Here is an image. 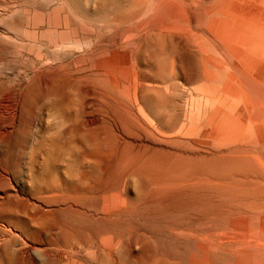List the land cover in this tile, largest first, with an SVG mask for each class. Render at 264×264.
<instances>
[{"label":"rangeland","instance_id":"1","mask_svg":"<svg viewBox=\"0 0 264 264\" xmlns=\"http://www.w3.org/2000/svg\"><path fill=\"white\" fill-rule=\"evenodd\" d=\"M262 121L264 0H0V264H264Z\"/></svg>","mask_w":264,"mask_h":264},{"label":"bare ground","instance_id":"2","mask_svg":"<svg viewBox=\"0 0 264 264\" xmlns=\"http://www.w3.org/2000/svg\"><path fill=\"white\" fill-rule=\"evenodd\" d=\"M238 1H239V0H238ZM218 14H219V13H218ZM219 16H220V14H219ZM224 16H225V15H224ZM232 16H233V15H232ZM234 17H235V16H234ZM197 25H199V24H197ZM172 32H173V31H172ZM181 35H182V34H181ZM200 35H201V34H200ZM192 37H193V35H192ZM197 37H199V35H198ZM194 38H195V36H194ZM199 38H200V37H199ZM72 39H73V38H72ZM129 39H130V38H129ZM188 39H189V38H188ZM203 39H204V38H203ZM205 39H206V38H205ZM208 40H209V39H208ZM59 41H60V40H59ZM65 41H66V40H65ZM81 41H82V40H81ZM188 41H190V40H188ZM193 41H194V39H193ZM193 41H192V42H193ZM205 41H206V40H205ZM180 42H181V41H180ZM192 42H191V43H192ZM65 43H66V42H64V44H65ZM68 43H69V42H68ZM82 43H83V42H82ZM84 43H85V42H84ZM183 43H184V42H183ZM186 43H189V42H186ZM186 43H185V44H186ZM196 43H197V42H196ZM206 43H207V41H206ZM72 44H73V42H72ZM194 44H195V43H194ZM74 45H75V43H74ZM76 45L78 46L79 43L77 42ZM80 45H81V42H80ZM80 45H79V46H80ZM186 45H187V44H186ZM191 45H192V44H191ZM209 45H210V44H209ZM71 46H72V45H71ZM79 46H78V47H79ZM83 46H84V45H83ZM86 46H87V45H86ZM210 46H211V45H210ZM187 47H189V46H187ZM196 47H197V44H196ZM207 47H209V46L207 45ZM211 47H212V46H211ZM81 48H82V47H81ZM194 48H195V47H194ZM197 49H198V48H197ZM215 50H216V49H215ZM198 51H199V49H198ZM210 52H211V51H209V53H210ZM215 52H216V51H215ZM217 53H218V52H217ZM200 54H201V52H200ZM200 58H201V57H200ZM199 60H200V59H199ZM205 62H206V61H205ZM199 63H200V61H199ZM206 63H207V62H206ZM201 66H202V65H201ZM211 67H212V66H211ZM199 68H200V67H199ZM199 68H198V69H199ZM201 68H202V67H201ZM213 68H214V67H213ZM202 69H203V68H202ZM199 70H200V69H199ZM197 71H198V70H197ZM197 71H196V72H197ZM202 71H203V70H202ZM214 71H216V69H215ZM194 74H195V72H194ZM197 74H198V72H197ZM201 74H202V73H201ZM203 75H204V74H203ZM203 75H202V76H203ZM218 75H219V74H218ZM192 76H193V75H192ZM200 76H201V75H200ZM202 76H201V77H202ZM194 77H195V76H194ZM198 78H199V77H198ZM204 79H206V78H204ZM199 80H200V79H199ZM202 80H203V79H202ZM194 81H195V80H194ZM197 81H198V80H197ZM210 81H211V80H210ZM210 81H209V82H210ZM203 82H204V81H203ZM203 82H202V83H203ZM221 82H222V81H221ZM199 84H200V83H199ZM219 84H220V83H219ZM204 89H206V87H205ZM206 90H207V89H206ZM198 93H199V92H198ZM201 93H202V92H201ZM197 96H200V95H197ZM206 96H207V95H206ZM238 96H239V98L241 97L240 94H239ZM199 98H200V97H198V99H199ZM252 98H253V97H252ZM194 99H196V97H195ZM208 101H210V100H208ZM253 101H254V99H253ZM201 102H202V101H201ZM193 103H194V102H193ZM202 103H203V102H202ZM208 103H209V102H208ZM189 104H190V103H189ZM200 104H201V103H200ZM206 104H207V103H206ZM193 105H194V104H193ZM196 105H197V104H196ZM194 106H195V105H194ZM196 107H199V106H196ZM202 107H203V106H202ZM209 107H210V106H209ZM193 108H195V107H193ZM196 109H197V108H196ZM201 109H202V108H201ZM211 112H212V110H211ZM201 113H202V111H201ZM201 113H200V114H201ZM193 114H194V113H193ZM207 117H208V116H207ZM216 117H217V116H216ZM216 117H215V118H216ZM200 118H201V117H200ZM215 118H214V119H215ZM201 119H202V118H201ZM206 119H207V118H206ZM217 119H218V117H217ZM253 119H254V118H253ZM254 120H255V119H254ZM203 121H204V120H203ZM214 121H216V119H215ZM214 121H212V122H214ZM254 122H256V120H255ZM257 122H258V121H257ZM257 122H256V123H257ZM262 122L264 123V121H262ZM258 123H259V122H258ZM250 124H251V123H250ZM251 125H252V124H251ZM251 125H250V126H251ZM204 126H205V125H204ZM250 126H249V127H250ZM202 128H203V126H202ZM251 128H252V127H251ZM200 129H201V126H200ZM199 131H201V130L198 129V132H199ZM194 135H196V134H194ZM197 135H198V133H197ZM197 135H196V136H197ZM196 136H193V137H196ZM198 136H199V135H198ZM260 139H261V138H260ZM203 140H205V139H203ZM255 142H256V141H255ZM255 142H254V143H255ZM192 143H193V142H192ZM215 143H216V142H215ZM254 143L252 142V144H254ZM217 144H218V143H217ZM250 144H251V143H250ZM196 145H197V144H196ZM228 145H230V143H229ZM247 145H248V143H247ZM205 147H206V146H205ZM210 147H211V146H209V148H210ZM213 147H214V146H213ZM242 147H243V146H242ZM242 147H241V148H242ZM202 148H203V147H202ZM214 148H215V147H214ZM255 148H257V146H256ZM230 149H231V148H230ZM259 149H260V148H259ZM199 150H200V149H199ZM255 150H256V149H255ZM194 151H195V150H194ZM205 151H206V150H205ZM258 152H259V151H258ZM246 153H247V152H246ZM202 155H203V154H202ZM221 155H222V154H221ZM255 155H256V154H255ZM255 155H254V156H255ZM206 156H207V155H206ZM224 156H226V155H224ZM254 156H253V157H254ZM196 157H198V155L195 156V157H192V159L197 160ZM258 157H259V156H258ZM200 158H202V156H201ZM200 158H199V160H200ZM220 158H221V157H220ZM254 158H255V157H254ZM203 159H204V158H203ZM223 159H224V158H223ZM255 159H256V158H255ZM257 159H258V158H257ZM257 159H256V160H257ZM261 159H262V157H261ZM213 160H214V159H213ZM215 160H216V159H215ZM258 160H259V159H258ZM207 161H208V160H206L205 162H207ZM210 161H211V160H210ZM192 162H193V165L196 163V162L194 163L193 160H192ZM208 162H209V161H208ZM208 162L206 163V166H207V164H208V167H209L210 164H213V162H212V163H211V162L208 163ZM232 162H233V161H232ZM262 162H263V161H262ZM262 162H261V164H263ZM202 163H203V162H202ZM204 164H205V163H203V165H204ZM213 165H214V164H213ZM191 166H192V165H191ZM196 168H197V167H196ZM196 168H195V169H196ZM202 168H203V167H202ZM209 168H210V167H209ZM218 169H220V167H218ZM218 169H217V170H218ZM192 170H193V169H192ZM196 170H197V169H196ZM213 170H214V168H213ZM217 170H216V171H217ZM190 171H191V170H190ZM202 171H203V170H202ZM205 171H206V170H205ZM195 172H198V170L195 171ZM195 172H194V173H195ZM203 172H204V171H203ZM214 173H216V172H214ZM191 174H192V173H191ZM200 174H201V173H200ZM204 175H205V174H204ZM217 175H218V174H217ZM194 176H195V175H194ZM195 177H196V176H195ZM199 177H200V176H199ZM210 177H211V176H210ZM213 177H215V176H213ZM257 177H258V175H257ZM2 178H3V177H2ZM223 178H224V177H223ZM193 179H194V178H193ZM210 180H211V179H210ZM192 181H193V180H192ZM194 182H195V181H194ZM198 182H199V180H198ZM228 183H229V182H228ZM202 185H203V184H202ZM208 185H209V184H208ZM223 187H224V186H223ZM202 237H203V236H202ZM218 238H219V237H218ZM205 239H206V238H205ZM211 240H212V239H211ZM218 240H219V239H218ZM209 241H210V240H209ZM224 243H225V242H224ZM213 245H214V244H213ZM202 247H203V246H202ZM224 247H225V246H224ZM249 249H250V248H249ZM206 255H207V253H206ZM204 257H205V255H204ZM207 257H208V256H207ZM196 259H197V258H196ZM208 259H209V258H208ZM196 261H197V260H196ZM205 262H206V261H205ZM208 262H209V261H208Z\"/></svg>","mask_w":264,"mask_h":264}]
</instances>
